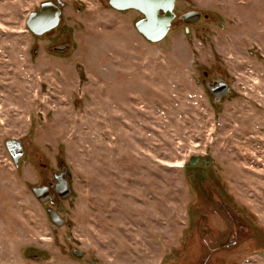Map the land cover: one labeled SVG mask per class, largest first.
<instances>
[{
  "label": "rangeland",
  "instance_id": "1",
  "mask_svg": "<svg viewBox=\"0 0 264 264\" xmlns=\"http://www.w3.org/2000/svg\"><path fill=\"white\" fill-rule=\"evenodd\" d=\"M46 1L0 0V264H264V0H175L209 17L155 43L107 0L35 36ZM61 168L69 198L39 203Z\"/></svg>",
  "mask_w": 264,
  "mask_h": 264
},
{
  "label": "water",
  "instance_id": "2",
  "mask_svg": "<svg viewBox=\"0 0 264 264\" xmlns=\"http://www.w3.org/2000/svg\"><path fill=\"white\" fill-rule=\"evenodd\" d=\"M175 0H107V4L110 8L116 11L122 10H137L141 17L135 21L134 27L137 32L144 37L148 42H159L165 38V35L175 28L172 22L176 18L174 12ZM60 11L53 4L52 1L42 2L36 10L32 11L25 20V26L35 36L42 35L50 32L59 22ZM200 16V12L197 10L188 11L178 18H181L186 24H191L197 20ZM208 92L214 96V100L218 101L226 94L230 87L221 80L213 81L207 85ZM218 90L219 93H215L214 90ZM5 142V148L12 158L13 163L17 166L19 159L23 156V146L21 141L17 139H7ZM66 169L61 168V171L53 172L51 179L55 183H49L48 185L33 186L31 192L39 203L49 202L54 203V197L49 191V187H54L53 192L61 200L69 198L72 190L66 180ZM49 221L53 226H60L63 219L59 216L58 212L50 207L45 208Z\"/></svg>",
  "mask_w": 264,
  "mask_h": 264
},
{
  "label": "flooded vegetation",
  "instance_id": "3",
  "mask_svg": "<svg viewBox=\"0 0 264 264\" xmlns=\"http://www.w3.org/2000/svg\"><path fill=\"white\" fill-rule=\"evenodd\" d=\"M52 2H53V4L59 9V11L62 13V11H61V9H62V3H61L59 0H52ZM187 12H188V11H187ZM199 12H200V11H199ZM61 13H60V16H59L60 19H61ZM184 13H185V12H184ZM208 17H209L208 14L206 15V14H203V13L200 12V16H199V18H198L197 20H195V21H198V20H200V19H208ZM60 19H59V21H60ZM177 19H178V18H174L172 22L174 23V21L177 20ZM178 20H180L181 22H183V21L181 20V18H179ZM195 21H193V22H195ZM183 23H184L185 29L187 28V25H190V24H187V25H186L185 22H183ZM58 24H59V22H58ZM58 24H57V25H58ZM191 24H193V23H191ZM57 25H56V27H58ZM44 34H45V33H44ZM214 92H215V93H219L218 90H216V89L214 90ZM224 95H225V94H224ZM223 97H224V96H223ZM221 98H222V97H221ZM52 174H53V173H52ZM51 176H52V175H51ZM48 182H49V183H55V181L52 180L51 177H50L48 180H46V181L44 182L45 184H43V185H48ZM53 189H54L53 186H52V187H49V191H50V193L53 195V197H54V201H55V199H56V198H59V197H57L56 193L53 192Z\"/></svg>",
  "mask_w": 264,
  "mask_h": 264
},
{
  "label": "trees",
  "instance_id": "4",
  "mask_svg": "<svg viewBox=\"0 0 264 264\" xmlns=\"http://www.w3.org/2000/svg\"><path fill=\"white\" fill-rule=\"evenodd\" d=\"M198 165L200 166V167H202V169H203V171H204V174H207V169H208V167H207V164H205V163H203V161H202V159H199L198 160ZM190 174V173H189ZM210 186V185H209ZM216 196H217V194H215ZM216 198V197H215ZM216 199H218L217 201H219L220 200V197L219 198H216ZM215 199V200H216ZM222 200V199H221ZM220 200V201H221ZM233 211L237 214V215H240L239 213H238V211L237 210H235V209H233Z\"/></svg>",
  "mask_w": 264,
  "mask_h": 264
}]
</instances>
